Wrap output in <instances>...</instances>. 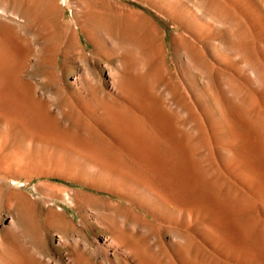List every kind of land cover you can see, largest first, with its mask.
<instances>
[{
    "label": "rangeland",
    "instance_id": "1",
    "mask_svg": "<svg viewBox=\"0 0 264 264\" xmlns=\"http://www.w3.org/2000/svg\"><path fill=\"white\" fill-rule=\"evenodd\" d=\"M42 1L0 0V264H20L11 251L22 264H264V0H99L102 18L81 33L72 8L61 28ZM115 6L146 16L160 49ZM124 37L145 66L123 63ZM123 74L179 123L164 121L157 139ZM122 125L169 143L163 170Z\"/></svg>",
    "mask_w": 264,
    "mask_h": 264
},
{
    "label": "bare ground",
    "instance_id": "2",
    "mask_svg": "<svg viewBox=\"0 0 264 264\" xmlns=\"http://www.w3.org/2000/svg\"><path fill=\"white\" fill-rule=\"evenodd\" d=\"M5 1V0H4ZM12 1V0H11ZM44 1V4L46 5V7H47V9H48V13H47V11H45V13H47V14H49V16H52V17H49V18H51V19H53L54 17H58V19H59V22L58 23H55V25L57 26H59V27H61L62 28V26L63 27H66V28H69V29H71L70 27H69V24L67 23V22H61L60 21V18H63V16L64 15H62V14H64L65 13V11L68 9V8H72L73 9V15H72V23H73V26H74V29H75V31H77L78 33H81V32H83L84 31V28H85V26H86V23H88L89 24V16L90 17H100V16H103L102 15V12H104L103 10H102V8H101V6H100V3H99V0H43ZM42 1V2H43ZM62 2V4H60L59 2ZM3 2V1H2ZM37 2V1H36ZM36 2H34V3H36ZM40 3V2H39ZM38 3V4H39ZM63 3H64V5H63ZM227 3V2H226ZM24 4V3H23ZM6 5H7V2H6ZM5 4H4V7L6 6ZM15 5V4H14ZM13 5V6H14ZM73 5H74V7H73ZM113 4H111V6H112ZM193 5V4H192ZM235 5V4H234ZM30 6V5H29ZM35 7H36V5H34ZM111 6H110V8H111ZM205 6V5H204ZM0 7H1V4H0ZM45 7V6H44ZM45 7V8H46ZM3 8V7H2ZM2 8H0V10L2 9ZM7 8V7H6ZM6 8H4V9H6ZM37 8V7H36ZM204 8V7H203ZM38 9V8H37ZM36 9V10H37ZM47 9H44V10H47ZM229 9V8H228ZM3 10V9H2ZM15 10V9H14ZM14 10H13V15L15 14L16 15V17H18V18H20L21 16H23V17H21L22 19L24 18V16L25 17H27L26 16V13L24 14V12H22L24 15H22L21 14V12L19 11V13H17L16 14V12H14ZM18 10V9H17ZM21 10V9H20ZM111 10H113V16H116L118 19H120V21H121V19L122 20H124V21H126V22H128V23H130V24H132V25H134V27L135 28H137L138 29V31H139V33H140V35H141V37H143L144 38V42H145V46L146 45H148V46H146V47H148L147 49H150V48H156V50H157V48L158 49H160V45H161V42L159 41V38H157L156 37V35L154 34V32H155V29H154V27L153 26H151L150 24H148L149 22H147V20H149V19H147L146 21H145V18H146V16H145V18H144V20H143V18H142V15L141 14H139L138 12H136L135 10H132V9H130V8H128V7H125L124 6V8H121V7H119V6H115V7H113ZM236 10V9H235ZM6 11V10H5ZM23 11V10H22ZM199 12V11H198ZM230 12V11H229ZM5 13V12H4ZM3 13V14H4ZM203 13H204V10H203ZM1 14V13H0ZM34 14V13H33ZM226 14V13H225ZM230 14V13H229ZM232 14V13H231ZM14 15V16H15ZM61 15V16H60ZM93 15V16H92ZM105 15V14H104ZM215 15V14H214ZM232 16V15H231ZM3 17V16H2ZM38 17V16H37ZM143 17H144V15H143ZM228 17H230V15H228ZM233 17V16H232ZM242 17V16H241ZM27 18H29V17H27ZM47 18H48V16H47ZM100 18H102V17H100ZM217 18V17H216ZM25 19V18H24ZM43 19H44V16H43ZM50 19V20H51ZM104 19V18H103ZM222 19V18H221ZM28 20V19H27ZM50 20L48 21V22H50ZM105 20V19H104ZM226 20V19H225ZM11 21V20H10ZM34 21V20H33ZM36 21V20H35ZM34 21V22H35ZM40 21V20H39ZM42 21V20H41ZM46 21V20H45ZM107 21L108 20H106V23H107ZM224 21V20H223ZM17 22V21H16ZM19 22V21H18ZM21 22V21H20ZM19 22V23H20ZM30 22H32V21H30ZM33 22V23H34ZM37 22H38V20H37ZM37 22H35V24L37 23ZM52 22V21H51ZM50 22V23H51ZM55 22V21H54ZM235 22V21H234ZM243 22V21H242ZM24 23L26 24V22L24 21ZM122 23V22H121ZM225 23H226V21H225ZM224 23V24H225ZM17 24V23H16ZM39 24V23H38ZM37 24V25H38ZM47 24H49V23H46V25ZM92 24V23H91ZM94 24V23H93ZM221 24V23H220ZM229 24H231V23H229ZM235 24V23H234ZM15 25V24H14ZM18 25H20V24H18ZM29 25V27H31L32 25L31 24H28ZM37 25H33V26H37ZM51 25V24H50ZM49 25V26H50ZM53 25V24H52ZM124 25V24H123ZM240 25V24H239ZM243 25V24H242ZM39 26V25H38ZM48 26V27H49ZM119 26V25H118ZM125 26V25H124ZM217 26V25H216ZM241 26V25H240ZM250 26V25H249ZM29 27H28V29H29ZM51 27V26H50ZM58 27V28H59ZM122 27V26H121ZM220 27V26H219ZM224 27V26H223ZM229 27V26H228ZM241 27H243V26H241ZM47 28V27H46ZM45 28V29H46ZM234 28H236L237 29V27H234ZM60 29V28H59ZM86 29V28H85ZM120 29V28H119ZM222 29V28H221ZM239 29V28H238ZM238 29H237V32H238ZM252 29V28H251ZM220 30V29H219ZM36 31V30H35ZM43 31V30H42ZM125 31V30H124ZM232 31H233V29H232ZM235 31V30H234ZM243 31V30H242ZM46 32V31H45ZM49 32H51V31H49ZM60 32V31H59ZM22 33V32H21ZM52 33H53V31H52ZM55 33V32H54ZM247 33V32H246ZM23 34V33H22ZM37 34V33H36ZM35 34V35H36ZM44 34V33H43ZM46 34H47V32H46ZM45 34V35H46ZM126 34V33H125ZM25 35V34H24ZM39 35H40V33H39ZM137 35V34H136ZM225 35V34H224ZM245 35V34H244ZM49 36V35H48ZM183 36V35H182ZM192 36V35H191ZM40 38L42 37V39L44 38L43 36H42V34H41V36H39ZM46 37V36H45ZM62 37V36H61ZM126 37H127V35H126ZM126 37H124V39H126V40H128V41H126V40H124L123 41V46H122V50H123V52L121 53V56H120V58H121V60L123 61V63L126 65V66H129V65H133V64H135V63H137V62H139V64H142V66H145V64H147V56H145V53L143 52V51H141V48L142 47H140V46H131V43H130V39H131V37H130V35H129V37H130V39H128V38H126ZM156 37V38H155ZM220 37V36H219ZM242 37H243V39H244V36L242 35ZM34 38V37H33ZM37 38V37H36ZM241 38V37H240ZM239 38V39H240ZM248 38V37H247ZM35 39V38H34ZM39 39V38H38ZM46 39H48V40H50L49 38H46ZM45 39V40H46ZM62 39V38H61ZM133 39H135V38H132V42H133ZM136 39H137V37H136ZM183 39V38H182ZM195 39V38H194ZM37 40V39H36ZM89 40V39H88ZM91 40V39H90ZM105 41H106V39H104ZM142 40V39H141ZM141 40H140V42H141ZM193 40V39H192ZM158 41H159V43L160 44H158ZM199 41V40H198ZM231 41V40H230ZM242 41V40H241ZM122 42V41H121ZM249 42V41H248ZM247 42V43H248ZM105 43V42H104ZM109 43V42H108ZM245 43V42H244ZM235 44V43H234ZM242 44V43H241ZM43 45V44H42ZM243 45V44H242ZM245 45V44H244ZM27 46V45H26ZM47 47V46H46ZM121 47V46H120ZM145 47V48H146ZM239 47H240V45H239ZM239 47H237V46H234V47H231V49L233 50V52L234 53H238V52H240V50H239ZM1 48H3V46L1 47ZM37 48V47H36ZM35 48V49H36ZM70 48H71V46H70ZM139 48H140V50H139ZM47 49V48H46ZM143 49V48H142ZM187 49V48H186ZM223 49V48H222ZM230 49V48H229ZM244 49V48H243ZM2 50V49H1ZM0 50V51H1ZM4 50V49H3ZM69 50V49H68ZM146 50V49H145ZM155 50V51H156ZM196 50V49H195ZM198 50V49H197ZM7 51V50H6ZM36 51V50H35ZM43 50L41 49V52H42ZM47 51V50H46ZM66 51V50H65ZM245 51H247V50H245ZM5 52V51H4ZM187 52V51H186ZM224 52V51H223ZM232 52V53H233ZM7 52H5V54H6ZM48 53V52H47ZM155 52H153V54H154ZM4 54V53H3ZM161 55H162V53H160ZM165 54V53H164ZM240 54V53H239ZM244 54V53H243ZM80 55V54H79ZM238 55V54H237ZM0 56H1V54H0ZM4 56L5 55H3V57L2 58H4ZM81 56V55H80ZM156 55H154V57H155ZM156 57H158V56H156ZM159 57H160V55H159ZM238 57V56H237ZM240 57H241V54H240ZM244 57V56H243ZM1 58V57H0ZM16 58V57H15ZM172 58V57H171ZM205 58V57H204ZM83 60V59H82ZM149 61V60H148ZM7 63V62H6ZM14 63V62H13ZM5 64V63H4ZM250 64V63H249ZM192 65V64H191ZM245 65V64H244ZM193 66V65H192ZM4 67V66H3ZM164 67V66H163ZM245 67V66H244ZM243 67V68H244ZM24 68V67H23ZM191 68V67H190ZM248 68H249V66H248ZM19 70V69H18ZM164 70H165V68H164ZM220 70H221V68H220ZM251 70V69H250ZM163 71V70H162ZM211 71V70H210ZM223 71V70H222ZM254 71V70H253ZM20 72V71H19ZM166 72V71H165ZM18 73V72H17ZM172 73V72H171ZM204 74V73H203ZM256 74V73H255ZM16 75H18V74H16ZM52 75V74H51ZM202 75V74H201ZM210 75H212V74H210ZM232 75V74H231ZM10 76V75H9ZM257 76V75H256ZM260 76V75H259ZM18 77V76H17ZM211 77V76H210ZM258 77V76H257ZM256 77V78H257ZM6 77H4V79H5ZM120 78V82L123 84V86L127 89V91L132 95V97L134 98V99H136L137 100V103L140 105V107H141V111L143 112V115H144V117H145V119H146V121L147 122H149L150 123V125H151V127H152V129L154 128V130H153V134H154V136L157 138V139H159V133H161L164 129H165V127L163 126V123H164V121H167V122H170V123H179V121H180V119H178V117L176 116V114L175 113H170V112H166V110L164 109V107L160 104V103H162V101L160 100V98H157L156 96V99H154V98H151L150 96H148V94L146 93L147 91H145V88H144V86L142 85V83H141V81H140V78H138L137 76H133L132 74H123L122 75V77H119ZM151 79V78H150ZM8 80V79H7ZM152 80V79H151ZM169 80V79H168ZM78 81V80H77ZM259 81V80H258ZM257 81V82H258ZM13 82V81H12ZM15 82V81H14ZM241 82V81H240ZM18 83V82H17ZM80 83V82H79ZM242 84V83H241ZM8 85V84H7ZM17 85V84H16ZM114 85V84H113ZM213 86V85H212ZM31 88V87H30ZM112 88H113V86H112ZM114 89V88H113ZM242 89V88H241ZM23 91V90H22ZM26 91V90H25ZM113 91H115V90H113ZM24 92V91H23ZM156 92V91H155ZM115 93V92H114ZM26 94V93H25ZM13 95V94H12ZM116 95H117V91H116ZM251 95V94H250ZM14 96V95H13ZM87 96V95H86ZM166 96V95H165ZM161 98H163V97H161ZM260 98V97H259ZM158 99H159V102H158ZM7 101V100H6ZM219 101V100H218ZM40 102V101H39ZM86 102V101H85ZM164 102V101H163ZM258 102V101H257ZM21 103V102H20ZM24 103V102H23ZM194 103V102H193ZM230 103V102H229ZM257 104V103H256ZM11 105V104H10ZM254 105V104H253ZM252 105V106H253ZM3 106V105H2ZM256 106V105H255ZM16 107V106H15ZM19 108V107H18ZM244 108V107H243ZM99 110V109H98ZM252 110H253V108H252ZM245 111H246V109H245ZM250 111V110H249ZM262 111V110H261ZM261 111H259V112H261ZM13 112V111H12ZM20 112V111H19ZM24 112V111H23ZM48 112V111H47ZM22 113V112H21ZM27 114V113H26ZM194 114V113H193ZM196 114V113H195ZM21 116V115H20ZM27 116V115H26ZM4 117V116H3ZM231 117V116H230ZM251 117V116H250ZM22 118V117H21ZM25 118V117H24ZM229 118V117H228ZM257 118V117H256ZM26 120H27V118H26ZM194 120H195V118H194ZM233 120V119H232ZM195 121H197V119L195 120ZM198 122V121H197ZM251 122V121H250ZM263 122V121H262ZM229 123V122H228ZM232 123H234L233 121H231L228 125L230 126V128H232L233 129V126H232ZM234 125H235V123H234ZM168 126V125H167ZM236 126V125H235ZM31 127V126H30ZM150 127V128H151ZM121 130H122V132H123V134H124V136L126 137V138H128V139H130L132 142H133V144L136 146V150H138L139 152H142V153H144L145 155H146V158L148 157L149 159V165H151V166H153V167H156V170L157 171H159V170H163L162 168V164H161V161H160V159H159V157H160V155L162 154V151L164 152V154H165V151H168V153H170L171 152V146L170 145H168L169 143H167V142H165L167 145H165V143H164V145L163 144H161L160 146H159V144H154V143H152L151 141H144V140H142L141 139V137H140V133L138 134L137 132H135V131H133V130H131L130 128H128L127 126H124V125H122L121 127ZM229 128V129H230ZM151 129V130H152ZM166 131H167V129H166ZM164 132V131H163ZM144 133V132H143ZM146 134V133H145ZM161 135H163V133L161 134ZM146 136V135H145ZM153 136V137H154ZM144 139V138H143ZM154 140V139H153ZM162 141V140H161ZM160 141V142H161ZM157 143V142H156ZM173 150V149H172ZM137 152V151H136ZM172 153H174V152H172ZM166 155V154H165ZM144 156V155H143ZM162 156V155H161ZM173 156V155H172ZM171 156V157H172ZM166 157H168V156H166ZM172 159V158H171ZM165 160V159H164ZM145 161V160H144ZM143 161V162H144ZM250 162V161H249ZM89 163V162H88ZM144 164H146V163H144ZM147 166V165H146ZM164 166V165H163ZM175 166V165H174ZM89 168H91V169H93L95 172H96V170H97V172L96 173H98L99 171V168H98V166H97V164L96 165H93L92 163H89V166H88ZM252 167V166H251ZM174 168V167H173ZM101 169V168H100ZM146 169V168H145ZM90 170V169H89ZM92 170V171H93ZM150 170V169H149ZM100 172H102V170H100ZM164 172V171H163ZM175 173V172H174ZM174 175H176V173L174 174ZM2 176V175H1ZM5 176V175H4ZM9 176V175H8ZM177 176V175H176ZM175 176V177H176ZM7 178V177H6ZM156 178V177H155ZM1 179H2V177H1ZM3 180V179H2ZM14 185H16V186H19V182H17V181H14V180H12L11 181ZM64 189V188H63ZM0 190H1V187H0ZM146 190V189H145ZM144 191V190H143ZM147 192V191H146ZM151 192V191H150ZM146 194V193H145ZM151 194H153V193H151ZM67 193H64L63 194V198H67ZM147 196H148V194H147ZM152 197H154V196H152ZM70 198V197H69ZM157 198V197H156ZM152 199V198H151ZM153 199H155V198H153ZM152 199V200H153ZM67 200H69V199H67ZM157 201H158V199H157ZM95 202V201H94ZM110 210V209H109ZM233 217V216H232ZM115 219V218H114ZM114 219H112V220H114ZM97 220V219H96ZM100 221V220H99ZM113 224H116V222L115 221H111ZM215 222V221H214ZM124 223V222H123ZM116 225H118L119 226V228H120V233H121V235H123L124 237H123V239L125 238V237H130V233H129V231H128V229L126 228V226L124 225V224H116ZM3 231V230H2ZM121 242H122V240H120L118 237H107V238H104L103 239V245L106 247V248H109V249H111L112 251H113V254H118V255H121V256H128V251L125 249V248H123L122 247V245H121ZM224 244V243H223ZM59 245L60 246H64L65 245V243L62 241V239L61 238H59ZM142 247V246H141ZM10 250H12V249H10ZM12 252V254L14 255V259H16V260H14V261H18V262H20V264H22V260H21V256H19V254H17L16 252H14V251H11ZM4 253V252H3ZM6 253V252H5ZM6 255H7V253H6ZM159 255V254H158ZM5 256V255H4ZM10 257V256H9ZM82 257V256H81ZM35 258V257H34ZM13 259V258H12ZM82 259V258H81ZM84 261H85V259H83ZM153 261V260H152ZM0 262H1V260H0ZM13 262V261H12ZM29 262H31V261H29ZM34 262H35V260H34ZM192 262V261H191ZM31 263H33V261L31 262ZM86 263V262H85ZM158 263H160L159 262V260H158ZM24 264V263H23ZM157 264V263H156Z\"/></svg>",
    "mask_w": 264,
    "mask_h": 264
}]
</instances>
